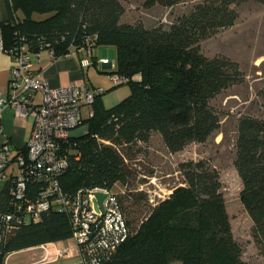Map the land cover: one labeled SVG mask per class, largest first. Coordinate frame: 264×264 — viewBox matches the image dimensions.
<instances>
[{
	"label": "trees",
	"instance_id": "1",
	"mask_svg": "<svg viewBox=\"0 0 264 264\" xmlns=\"http://www.w3.org/2000/svg\"><path fill=\"white\" fill-rule=\"evenodd\" d=\"M250 2L264 4V0H143L145 9L189 4L169 23L145 27L121 21L125 11L121 0H11L22 17L0 23L5 48L17 37L31 52L48 45L58 56L71 44L113 46L117 66L111 73L128 78L129 94L110 108L101 100L105 90L97 94L93 115L83 121L84 133L73 135L63 147L67 165L59 181L66 193L94 187L113 190L118 183L126 184L127 170L114 144L145 143L157 133L167 152L174 154L190 143L206 142L219 130L221 118L211 101L240 83L243 74L236 61L208 57L199 44L234 25L239 8ZM33 13L50 15L35 20ZM135 75L138 78L132 80ZM257 96L264 108V84ZM236 131L233 164L242 183L240 199L253 223V239L264 253V118L242 114ZM20 151L25 153V148ZM178 171L183 185L174 187L138 223L127 219L128 206L124 208L116 194L129 234L113 252L97 251V264H247L232 234L219 173L205 160L180 162ZM39 186H27V199H35ZM14 209L10 182H2L0 264H6L12 252L71 238L68 213L52 208L38 220L2 234L3 216Z\"/></svg>",
	"mask_w": 264,
	"mask_h": 264
},
{
	"label": "rangeland",
	"instance_id": "2",
	"mask_svg": "<svg viewBox=\"0 0 264 264\" xmlns=\"http://www.w3.org/2000/svg\"><path fill=\"white\" fill-rule=\"evenodd\" d=\"M125 11L121 21L141 23L152 27L159 23H169L178 14L189 8V4H179L173 8L155 6L145 9L143 0H121ZM50 13H33L32 18L42 20ZM90 60L84 69V76L91 88L102 87L103 105L110 108L124 99L130 92L129 84L114 85L111 81V67L116 71L117 51L113 46L91 45ZM201 52L208 56H225L239 65L243 80L222 91L211 105L219 113L221 125L204 143H190L182 151L170 154L162 144L157 133L143 143L124 146L114 144L119 150L128 179L125 185L118 183L113 191L118 194L127 219L138 223L160 200L165 199L176 186L183 185L178 164L183 161L205 160L219 173L221 193L232 234L242 249L241 258L247 264H264V253L257 247L253 236V223L246 212L240 192L242 183L234 167L237 119L242 114L264 118V108L257 96L264 84V4L246 3L239 8V16L234 25L219 30L215 35L199 44ZM111 62L107 66L99 63L101 59ZM133 76L132 80H136ZM85 126L72 133H84ZM13 172H17L13 164ZM1 185V184H0ZM65 245H62V247ZM43 249H28L12 252L6 264H25L38 261ZM174 264H180L178 262Z\"/></svg>",
	"mask_w": 264,
	"mask_h": 264
},
{
	"label": "built area",
	"instance_id": "3",
	"mask_svg": "<svg viewBox=\"0 0 264 264\" xmlns=\"http://www.w3.org/2000/svg\"><path fill=\"white\" fill-rule=\"evenodd\" d=\"M41 51H46L52 59L75 53L82 68L93 62L90 60L92 50L89 45L71 44L65 54L58 56L48 45L39 52H31L21 37L6 48L0 42V53L12 58V66L8 70V97L3 98L0 89V112L4 107H11L18 119L27 118L29 114L33 116L32 132L25 145V153L13 148L0 125V182H10L15 208L4 214L2 234L6 235L19 224L38 220L49 208L58 209L70 217L72 235L68 240L76 251L79 263L97 264V251L103 255L113 252L129 234L118 197L112 189L104 187L79 188L73 194H68L62 189L59 177L67 165L63 147L74 135L72 132L83 127V121L93 115L95 96L104 90L91 88L84 79L78 83L51 87L39 73L32 70L31 61H39ZM95 63L112 66L107 59ZM110 79L114 85L128 82L126 76L115 72H112ZM36 94L39 100H36ZM101 141L110 144L107 140ZM13 164L17 166L16 173L13 172ZM34 183L40 186L35 199L30 200L26 197V190L28 185ZM97 193L105 194L102 207L98 204ZM37 248H42L43 252L40 259L32 264H60L61 258L71 256V247H62L59 242L29 249Z\"/></svg>",
	"mask_w": 264,
	"mask_h": 264
},
{
	"label": "crops",
	"instance_id": "4",
	"mask_svg": "<svg viewBox=\"0 0 264 264\" xmlns=\"http://www.w3.org/2000/svg\"><path fill=\"white\" fill-rule=\"evenodd\" d=\"M20 17H22V14L13 9L11 0H0V23ZM2 41L0 32V42ZM31 63L33 72L39 73L41 78L51 87L64 86L70 83H78L83 79L86 80L84 69L87 67H81L79 56L75 53L52 59L46 51H41L39 61L32 59ZM11 66L12 58L8 54L0 53V89L3 98L8 97V70ZM36 100H39L38 94H36ZM0 125L3 135L9 139L13 148L15 150H21L25 148L31 136L33 116L29 114L27 118L18 119L14 116V110L11 107H4L0 112ZM59 245H68L71 247V256L61 258L60 264H75L78 261V257L72 243L69 240L59 241ZM33 262L35 261L25 264H32Z\"/></svg>",
	"mask_w": 264,
	"mask_h": 264
},
{
	"label": "water",
	"instance_id": "5",
	"mask_svg": "<svg viewBox=\"0 0 264 264\" xmlns=\"http://www.w3.org/2000/svg\"><path fill=\"white\" fill-rule=\"evenodd\" d=\"M96 196L98 198V204H99V206H101L102 205V201L105 199V194H103V193H97ZM94 206L96 208V204Z\"/></svg>",
	"mask_w": 264,
	"mask_h": 264
}]
</instances>
